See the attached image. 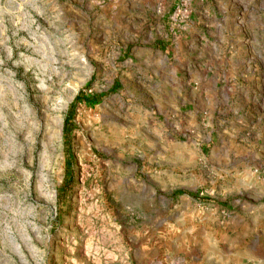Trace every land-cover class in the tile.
<instances>
[{"label": "rangeland", "instance_id": "374dc122", "mask_svg": "<svg viewBox=\"0 0 264 264\" xmlns=\"http://www.w3.org/2000/svg\"><path fill=\"white\" fill-rule=\"evenodd\" d=\"M229 181L264 264V0H0V264H229Z\"/></svg>", "mask_w": 264, "mask_h": 264}, {"label": "crops", "instance_id": "0c3cea01", "mask_svg": "<svg viewBox=\"0 0 264 264\" xmlns=\"http://www.w3.org/2000/svg\"><path fill=\"white\" fill-rule=\"evenodd\" d=\"M171 92V90H170ZM170 92L168 91L167 93L168 95V99L170 98V96L172 94H170ZM203 90L200 89L199 91V96H197L198 98L196 99L198 103H200V106H204V102H205V97L202 95ZM196 96V95H195ZM214 98V97H213ZM232 120H235V118H232ZM226 139L229 141V144H231V147H229V163L236 164L239 160L244 159L247 155L248 152L245 148L244 152H238L236 149H234L232 146L235 145V139H237V137L234 136V130L230 129L229 130V138L228 136L226 137ZM243 144H245V142H243ZM226 150V149H224ZM223 150V151H224ZM227 155V153H226ZM177 158H178V163H174L173 168H177V170L180 171V168H182V164L179 163L180 158L183 159V157L185 156V150L184 149H179L177 151ZM234 157H238L234 158ZM164 172H166V174L163 176V179L161 180H155L157 181V183L159 184V186H157L156 184L152 185V188L160 191L161 189H168V187L170 186V178H171V171L169 173V170H165ZM230 181L232 180L229 179ZM229 181V192L227 194H229V196H238V198H236L237 202L235 203H240L239 207H234L232 206V203L229 202V220H227L225 223H222V226H220L219 223V218H220V214L222 213V210L219 211L214 205L212 204H208V206L212 207L210 209H202L200 207H198V205H193L194 210H192V212L195 215V219L198 217V215L200 216L199 221L203 222V227L201 228V230L206 233V234H212V233H217L219 231H224V233H226L228 230L229 232V264H233L236 263L235 261H244V259L246 258V256L248 255V249H245V247H243V243L246 242L247 240V235H245L247 231H250V228H254L256 227V223H252L249 224V222L245 219L246 217V212H250L252 209L249 208L250 205L249 202L243 198V194L246 192V189L243 187V185H240L239 187L237 186V188H233V183H230ZM238 181V180H236ZM235 181V182H236ZM240 183V181H239ZM237 185V184H235ZM241 187V188H240ZM222 190V188H219V191ZM247 193V192H246ZM226 195V194H225ZM226 197V196H224ZM223 197V199H225ZM153 200H155V198L157 200L161 199V206H162V210H163V214L165 215L170 211L169 208V199L165 198L164 196L161 195H155L154 197H152ZM164 199V201H163ZM191 205L192 203L189 202ZM248 203V204H246ZM216 205H218V203H215ZM247 205V206H246ZM253 210L255 211L254 213L259 214V212L261 211L264 214V205L262 207H257L254 206ZM157 209H153V213L157 214ZM182 213L181 215H189L186 214V212L182 209L181 210ZM168 215V214H167ZM197 216V217H196ZM190 229H196V227H191ZM227 232V233H228ZM226 233V234H227ZM233 242V243H232ZM208 257H212V256H208ZM248 258V256H247ZM237 264V263H236Z\"/></svg>", "mask_w": 264, "mask_h": 264}, {"label": "trees", "instance_id": "16d2710c", "mask_svg": "<svg viewBox=\"0 0 264 264\" xmlns=\"http://www.w3.org/2000/svg\"><path fill=\"white\" fill-rule=\"evenodd\" d=\"M76 101H77V102L80 101V94L77 95V97H76Z\"/></svg>", "mask_w": 264, "mask_h": 264}]
</instances>
